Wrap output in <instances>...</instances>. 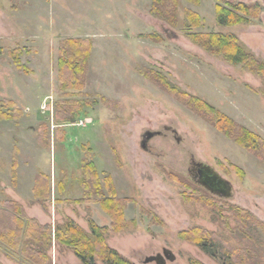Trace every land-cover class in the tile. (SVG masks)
I'll return each instance as SVG.
<instances>
[{
	"label": "rangeland",
	"instance_id": "rangeland-1",
	"mask_svg": "<svg viewBox=\"0 0 264 264\" xmlns=\"http://www.w3.org/2000/svg\"><path fill=\"white\" fill-rule=\"evenodd\" d=\"M241 3L260 5L259 18L218 24L217 5L231 9ZM152 5L153 0H0V113L5 116L0 204L17 202L25 216L42 225L70 218L90 232L87 218H92L110 227L112 218L100 202L76 203L88 197L80 171L91 163L104 196H110L106 179H111L116 198L126 200L129 228L109 234L107 243L133 263L156 264L145 261L168 249L176 258L167 264H221L180 237L202 228L220 245L245 249L264 264V159L160 83L200 98L264 141V76L228 63L191 38L234 35L264 62L263 0H179L175 24L155 16ZM188 10L200 17L198 27L191 26ZM72 39L91 43L82 89L69 70L62 77V59L78 67L66 44ZM149 132L162 134L149 141L148 150L143 141ZM192 158L228 180L233 197L219 199L194 184L188 176ZM43 175L50 179V198L36 192ZM232 207L246 210L261 225L243 223ZM49 255L53 264L81 263L58 243ZM0 264L31 263L0 244Z\"/></svg>",
	"mask_w": 264,
	"mask_h": 264
},
{
	"label": "trees",
	"instance_id": "trees-1",
	"mask_svg": "<svg viewBox=\"0 0 264 264\" xmlns=\"http://www.w3.org/2000/svg\"><path fill=\"white\" fill-rule=\"evenodd\" d=\"M188 1L191 3L200 2V0ZM178 3L179 0H153L151 11L155 16L175 24ZM260 11L261 7L258 4L246 5L241 3L233 5L231 9L217 5V22L222 26L250 24L252 19L259 18ZM186 16L192 27L199 26L201 21L198 14L188 10ZM191 38L211 54L223 57L228 63L242 66L253 73L264 76V62L259 61L254 54L249 52L236 36L207 33L192 34ZM66 44H69L68 47L72 49L71 57L76 59L78 67H76L74 60L72 63L75 66L72 68L67 64L68 62L66 63L68 59L66 61L62 59L60 61L63 71L62 77L64 70H69L73 74L72 80L76 81L75 85L82 89L84 82L82 80L83 69H86L91 43L90 41L72 39L67 41ZM66 64L68 68H66ZM75 67L78 69L76 74L71 70ZM164 82L160 81L165 89L178 100L215 122L218 128L227 136L232 137L236 143L264 159V141L259 136L238 126L200 98L182 92L176 87H170L169 84ZM3 115L0 113V119L5 118ZM5 115L8 116V114ZM71 119V122L74 123V114ZM80 176L82 177V187L87 191L88 197L78 200L76 203L100 202L104 212L112 218L110 227H101L92 218H87L90 232L85 231L70 218H66L63 223H57L54 226L50 224L42 225L37 220L25 216L22 207L17 202L7 201L0 204V244L14 253H20L31 264H53L49 251L54 243L72 249L81 264H98V261L103 264H135L107 243L109 234L119 233L129 228L128 222L124 219L126 200L116 198L115 191L111 186V179H106V187L110 190V196H104L101 181L93 164H86L80 171ZM41 178L43 179L42 185H40ZM41 178L36 183V192L38 196H48L50 198V179L44 175ZM60 190H63L62 186ZM93 195L100 197L101 200H90ZM1 206L5 209H2ZM232 209L243 223L250 221L254 226L261 225L246 210L237 207H232ZM180 237L193 242L203 252L220 261L221 264H262L260 262L255 263L256 259L254 257L250 258V253L245 249H230L222 244L220 245L215 240L214 234L202 228L182 232ZM237 259L240 261L238 262ZM190 264L203 263L190 260Z\"/></svg>",
	"mask_w": 264,
	"mask_h": 264
},
{
	"label": "water",
	"instance_id": "water-1",
	"mask_svg": "<svg viewBox=\"0 0 264 264\" xmlns=\"http://www.w3.org/2000/svg\"><path fill=\"white\" fill-rule=\"evenodd\" d=\"M264 4V0H263ZM144 147V146H143ZM144 149H146L144 147ZM207 176L210 179V185H206L204 182H201V186L205 187L210 191L214 196L221 197L224 199H231L233 195V187L231 183L225 178L221 177L216 173L209 165H206ZM176 256L172 251L164 249L163 253H159L155 256H150L146 259V263L155 262L156 264H167V261H174Z\"/></svg>",
	"mask_w": 264,
	"mask_h": 264
},
{
	"label": "flooded vegetation",
	"instance_id": "flooded-vegetation-1",
	"mask_svg": "<svg viewBox=\"0 0 264 264\" xmlns=\"http://www.w3.org/2000/svg\"><path fill=\"white\" fill-rule=\"evenodd\" d=\"M161 132H154V133H146V135L144 136V141H143V146L146 149H150L149 148V141L154 138L155 136H159L161 135ZM206 163H202L200 161L195 160L194 158H192V160L190 161V165L188 168V176L190 178V180L196 184L197 186H199L200 188H202L205 192H207L208 194L212 195L210 193V191L208 189H206L205 187L201 186V182H204L206 185H210V179L207 176V171H206ZM210 166V165H209ZM216 173H218L221 177H223L217 170H215L212 166H210ZM224 178V177H223ZM213 197H217L212 195ZM233 197V195H232ZM219 199H224L221 197H217Z\"/></svg>",
	"mask_w": 264,
	"mask_h": 264
},
{
	"label": "crops",
	"instance_id": "crops-1",
	"mask_svg": "<svg viewBox=\"0 0 264 264\" xmlns=\"http://www.w3.org/2000/svg\"><path fill=\"white\" fill-rule=\"evenodd\" d=\"M47 221V223H49L50 224V221L48 222V220H46ZM81 264V263H80Z\"/></svg>",
	"mask_w": 264,
	"mask_h": 264
}]
</instances>
